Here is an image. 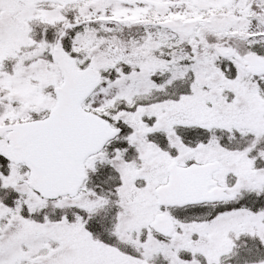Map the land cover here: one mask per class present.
Masks as SVG:
<instances>
[{
    "label": "snow or ice",
    "instance_id": "snow-or-ice-1",
    "mask_svg": "<svg viewBox=\"0 0 264 264\" xmlns=\"http://www.w3.org/2000/svg\"><path fill=\"white\" fill-rule=\"evenodd\" d=\"M0 264H264V0H0Z\"/></svg>",
    "mask_w": 264,
    "mask_h": 264
}]
</instances>
